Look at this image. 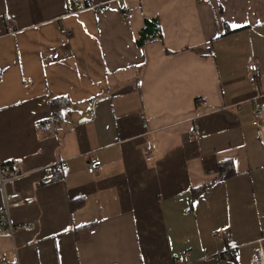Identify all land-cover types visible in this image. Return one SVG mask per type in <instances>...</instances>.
I'll list each match as a JSON object with an SVG mask.
<instances>
[{"label": "crops", "instance_id": "0c3cea01", "mask_svg": "<svg viewBox=\"0 0 264 264\" xmlns=\"http://www.w3.org/2000/svg\"><path fill=\"white\" fill-rule=\"evenodd\" d=\"M146 16L163 39L140 47ZM251 57L264 102V0H0V161L19 193L0 190L15 227L0 264H252L264 115L254 123Z\"/></svg>", "mask_w": 264, "mask_h": 264}, {"label": "built area", "instance_id": "2783aa9c", "mask_svg": "<svg viewBox=\"0 0 264 264\" xmlns=\"http://www.w3.org/2000/svg\"><path fill=\"white\" fill-rule=\"evenodd\" d=\"M91 7L96 8L98 10H104L107 7V4H92ZM78 10H82L81 7L78 8ZM124 14L129 17L130 12L125 11ZM63 34H65L67 37H71L73 36V32L70 30H66L63 29L62 30ZM247 72H248V79L250 81L251 84H253L255 86V88L257 89V93L254 95L253 97V103H254V107H253V114L255 116V121L254 123H258V118L262 117L264 115V102L260 100L262 93H261V75H262V67L260 65V63L254 58L251 57V59L249 60L248 64H247ZM102 162L100 159L98 158H92L89 161L88 164V171L90 173H95L97 171V169L100 168ZM9 164H6L4 162L0 161V190L4 193V198L6 203H8L10 200L16 198L19 196L18 192H13L11 194H6L5 190H6V185L9 181H12L13 179L18 177V174H14L12 176H6L4 174V168L8 167ZM60 164H57L53 167H51V169L55 172L58 170ZM27 229H34L35 225L34 224H27L25 226H23ZM14 230L15 227L11 224V223H7L5 221V219H0V231L2 230ZM12 232V231H11ZM227 236H229L230 234L227 233ZM257 247L254 250L252 259H251V263L252 264H264V235H261L257 240ZM225 258H230V252L228 251L227 254H222L221 255V259H225ZM9 264H14V263H9Z\"/></svg>", "mask_w": 264, "mask_h": 264}, {"label": "trees", "instance_id": "16d2710c", "mask_svg": "<svg viewBox=\"0 0 264 264\" xmlns=\"http://www.w3.org/2000/svg\"><path fill=\"white\" fill-rule=\"evenodd\" d=\"M162 39H163V30H162L160 18L157 16H152V17L146 16L144 20V27L140 30L139 34L136 37L137 45L140 47L146 46L152 42L159 41ZM1 77L2 76L0 72V80H1ZM69 105H70V100L67 97H57V98L52 99L50 101V106L52 110V116L50 120L62 122L63 111ZM230 165L231 167L233 166L232 162H229V161L220 163L219 165V168L221 170L220 178H223V179L227 178V176L229 175L227 171ZM234 172L235 171H233L232 173ZM204 189H206V186L197 188L195 190V196L198 197ZM84 230L86 231L83 234V236H85V238H88L90 234L92 233V228L90 226H87L86 229Z\"/></svg>", "mask_w": 264, "mask_h": 264}]
</instances>
